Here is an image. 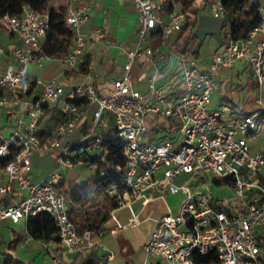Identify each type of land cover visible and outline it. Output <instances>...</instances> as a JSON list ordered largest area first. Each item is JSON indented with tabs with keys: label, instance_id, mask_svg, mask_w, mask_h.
I'll list each match as a JSON object with an SVG mask.
<instances>
[{
	"label": "built area",
	"instance_id": "1",
	"mask_svg": "<svg viewBox=\"0 0 264 264\" xmlns=\"http://www.w3.org/2000/svg\"><path fill=\"white\" fill-rule=\"evenodd\" d=\"M131 2L139 15L136 48L128 51L124 74L113 80L106 93H100L93 82L81 81L66 90L57 78L31 77V63L43 68L54 58L44 46L50 13L30 3H24L19 14L0 12V29L17 39L11 52L20 62L18 68L0 66V114L12 123L8 136L0 132V156L12 155L0 175V225L48 212L58 227V239L52 244L78 259L109 250L95 238L103 227L81 232L71 219L61 189L66 181L59 169L82 163V155L100 153L103 143L114 138L122 144L126 170L123 191L115 185L109 192L118 195L119 208L127 207L130 217L122 223L118 208L112 210L116 226L111 233L140 222L135 203L143 207L179 195L156 219L157 226L144 245V264H264V148L253 151L249 143V137L264 130V0H248L246 7L257 5L261 20L245 37L235 38L229 30L225 46L206 62L195 58L188 47L176 55L171 79L157 85L159 73H155L146 91L132 83L133 64L153 61L157 52L161 54L160 45L174 47L187 13L182 4H174L164 15L162 1ZM208 2L214 17L227 16L223 0ZM91 14L90 3L67 13L74 41L64 58L69 71L86 60L88 42L106 36L100 27L82 31ZM4 52L0 44V55ZM238 61H245V71L257 79L256 84L251 79L245 84L248 92L257 94L253 111L235 103L220 107L213 102L220 71ZM53 106L58 107L56 124L44 132L42 121ZM85 121L88 132L83 130ZM44 152L57 154L58 167L34 181L33 157ZM53 258L60 261L57 254ZM113 259L109 250L95 264H112Z\"/></svg>",
	"mask_w": 264,
	"mask_h": 264
},
{
	"label": "crops",
	"instance_id": "2",
	"mask_svg": "<svg viewBox=\"0 0 264 264\" xmlns=\"http://www.w3.org/2000/svg\"><path fill=\"white\" fill-rule=\"evenodd\" d=\"M159 1L165 3L167 0ZM172 1L177 5L181 4L180 0ZM86 3L92 5V14L89 21L82 26V31L87 33L100 27L106 32V36L100 42H88L84 47L85 57L90 62L89 76L82 75L77 78H68L66 76V72L69 71L68 65L64 61L67 52L65 54H53L54 58L46 62L43 70L35 68L34 66L38 65L31 63L29 65V67L31 66V71L29 72L31 77L43 81L57 78L58 81L64 85L66 90L72 89L81 81L93 82L100 93H106L111 90L113 80L124 74V62L127 59V53L136 48L137 37L135 33L139 25L138 11L132 4L131 0H55L51 7L57 9L66 8L67 11H69L74 7ZM210 10L208 0H195L192 8L187 11L186 21L191 23V21L197 20V25L194 29L195 36H197L199 32L200 35L203 33L212 34L217 40L215 46L212 47L211 52H209L204 58L201 56L200 48H196L200 52L201 62H206L215 51L221 50L227 43L229 26L226 24V20L224 18L214 17ZM205 11H208V13L205 14ZM190 33L191 27L177 43H181V41ZM113 42H115V44H113ZM194 42H196V39H194ZM198 42L199 40L197 39V43ZM16 43L17 39L15 37L10 35L6 30L0 29V44L5 47V52L0 55V66L2 68L10 66L18 68L20 66V62L11 52V47ZM73 44L74 41L68 46V51H70ZM175 45L172 48L160 45L161 54H158L157 52L156 58H154L153 61L145 63L137 61L133 64L132 83L136 89L146 91L155 73H159V78L156 81L157 85H164L169 79H171L173 73L176 71L175 59L176 55L179 53L177 48H175ZM188 47L191 48L190 45ZM38 70L40 72H38ZM221 75L222 73L220 72V88L215 93L220 92L221 97L226 98L229 97V95L224 90L229 79L222 80ZM247 88L246 85H241L238 87L237 92L246 93L248 92ZM39 90L40 87H36V91ZM254 92L255 91L253 90V93H248L254 98ZM253 98L248 101H244L241 98L237 100L236 98L234 103L247 111H253L255 107ZM57 108L58 107L54 106L47 108V114L42 121L44 132L55 126L58 112ZM0 124H3L2 127H0V130L3 127H9L12 129V123L8 120L6 114H0ZM40 155V153H36L34 157ZM0 175H2V169L0 170ZM47 175L48 174L42 175L39 178H35L33 175L31 177L32 180L38 181ZM83 182L84 180H80L72 186H67L72 188ZM169 196L174 198L169 200ZM178 198L179 195H168L165 200L157 199L153 202L162 201L167 211V204L175 203ZM10 200V198L7 199V201ZM152 203L143 207L141 203H135L139 205L138 209H135L139 213V223L128 228L119 229L115 233H111L110 229L116 226V222L110 218L103 226L104 231L99 235H95L97 240L101 241L109 250L113 251L114 259L112 264H144L147 261L144 252V245L150 240L151 235L157 226L156 219L166 212L164 211L160 216H152L148 214L142 217L141 215L145 208ZM118 210H120V208L116 210V215ZM151 211H153V209H151ZM129 217L130 211L126 218H120L118 216L122 223H127ZM19 226L23 228L22 231L17 229ZM51 240L54 239L44 241L29 236L26 220H22L18 223L8 221L4 225H0V262L4 261L8 253L13 257L10 260V264H24L25 260L37 261V264H77L84 257L78 259L66 249L61 248L56 244H52ZM109 250H97L94 252L96 256L102 257L106 256L109 253ZM53 253L59 256V262L54 260Z\"/></svg>",
	"mask_w": 264,
	"mask_h": 264
},
{
	"label": "trees",
	"instance_id": "3",
	"mask_svg": "<svg viewBox=\"0 0 264 264\" xmlns=\"http://www.w3.org/2000/svg\"><path fill=\"white\" fill-rule=\"evenodd\" d=\"M50 0H0V12L19 14L24 3H30L36 9L49 11L51 22L45 40V51L50 54L67 53L68 46L71 45L73 34L66 23V8H50ZM185 12L192 8L195 0H180ZM228 14L224 18L229 30L232 31L235 38L245 37L250 29L261 20L260 9L257 5L246 7L248 0H223ZM172 0H167L163 6V13L166 15L174 7ZM196 21H186L179 31L175 48L179 53H185L188 46L195 38L194 29ZM191 27V33L185 37L181 43H177ZM195 58L200 59L198 49L192 51ZM90 62L86 58L79 69L66 72L68 78L87 75ZM80 103L82 99H73ZM84 132H88V121L83 124ZM84 161L91 162L98 166L95 176L88 178L81 184L69 188L64 182L61 184L65 197L70 205V217L76 224L79 231H96L104 226L111 218V211L120 207L118 195L109 192L112 186H118L120 192L124 189V173L126 170V159L122 153V144L116 139L106 140L103 143V151L92 156L82 155ZM12 155L0 156V170L11 160ZM111 163L119 166L113 168ZM104 171V172H103ZM103 172V173H102ZM27 232L29 236L44 241L58 239V227L54 217L48 212H40L37 215H31L27 220ZM11 254H7L3 264H10ZM99 257L95 252L85 255L77 264H95Z\"/></svg>",
	"mask_w": 264,
	"mask_h": 264
},
{
	"label": "rangeland",
	"instance_id": "4",
	"mask_svg": "<svg viewBox=\"0 0 264 264\" xmlns=\"http://www.w3.org/2000/svg\"><path fill=\"white\" fill-rule=\"evenodd\" d=\"M55 0H50L48 3V9L51 8V6L54 4ZM211 9V8H210ZM211 14L213 13L212 9L210 10ZM205 14L208 13V11L204 12ZM200 31V30H199ZM196 42L194 40L190 44L192 49L200 48L201 56L204 58L207 56L209 52H211V49L216 44V37L212 34H201L200 32L195 36ZM197 39L199 42L197 43ZM35 68H39L40 70H43V68L34 66ZM246 62L245 61H238L234 67L231 68H223L220 72L222 73L221 79L226 80L229 79V82L227 83V86L225 87V92L228 93L229 97L222 98L220 92L214 93L213 95V102L215 105L222 107V104H232L235 102L236 98L239 100L241 98L244 101H248L253 98V96L250 95V93H239L237 92V89L241 85H245L246 82L251 79L255 84L257 83V79L248 71H245ZM31 71V66L29 67L28 72ZM38 72H40L38 70ZM220 78V76H219ZM62 79V78H61ZM64 80V79H63ZM255 91V90H254ZM255 96L256 91L254 92ZM263 97H264V89H263ZM3 124H0V127H2ZM0 132L4 136H8L11 132V128L9 127H3L1 128ZM249 142L251 144V149L253 151L259 150L264 148V130L258 131L255 135H252L249 137ZM58 163H57V154L55 152H44L38 157H33V170L31 174L35 178H39L42 175L49 174L55 169H57ZM98 166L96 164H91L90 162L83 161L82 163H77L72 168H66L62 167L59 169V171L63 174L67 185L72 186L76 182L80 180L86 181L88 178L93 177L97 173ZM174 197L169 196L168 199H173ZM138 204L134 205V208L138 209ZM153 209V211H151ZM164 211H166V207L164 206L162 201H156L153 202L151 205L147 206L142 213V217L150 214L152 216H160ZM117 215L121 217H127L129 215L128 208H120V210L117 211ZM146 225V224H145ZM18 230L22 231V227H18ZM156 261L158 259H155ZM155 261V262H156ZM24 264H37V261H28L25 260Z\"/></svg>",
	"mask_w": 264,
	"mask_h": 264
}]
</instances>
